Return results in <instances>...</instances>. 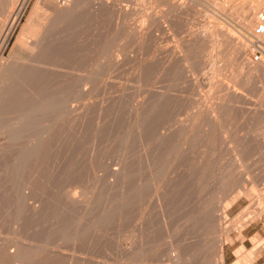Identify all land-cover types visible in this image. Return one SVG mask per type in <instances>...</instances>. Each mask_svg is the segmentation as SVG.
Segmentation results:
<instances>
[{
	"label": "rangeland",
	"instance_id": "rangeland-1",
	"mask_svg": "<svg viewBox=\"0 0 264 264\" xmlns=\"http://www.w3.org/2000/svg\"><path fill=\"white\" fill-rule=\"evenodd\" d=\"M39 1L18 17L21 0H0V34L16 23L0 58L38 70L27 86V76L14 77L1 117L15 121L32 91L57 97L26 131L18 124L9 136L0 126V240L28 241L53 254L49 264H171L175 249L181 264H215L219 242L224 264L248 260L252 239H264V76L230 83L244 60L234 55L231 68L222 56L244 32L246 0H171L181 7L171 18L175 4L164 0H73L82 21H38L56 38L51 55L8 57L22 26L43 15ZM222 29L234 32L228 44ZM215 80L217 112L197 117ZM252 259L264 264V247Z\"/></svg>",
	"mask_w": 264,
	"mask_h": 264
},
{
	"label": "bare ground",
	"instance_id": "bare-ground-1",
	"mask_svg": "<svg viewBox=\"0 0 264 264\" xmlns=\"http://www.w3.org/2000/svg\"><path fill=\"white\" fill-rule=\"evenodd\" d=\"M6 2H4V6H9V4L11 5L13 2V0H5ZM155 1V0H154ZM171 0H164V1H162L163 3H165L166 5H169L170 7H172L173 6V4H175V3H173V2H170ZM186 1V0H185ZM205 2H206V0H204ZM208 1H210V0H208ZM218 2H221L222 0H217ZM240 1H242V2H244L243 0H240ZM30 2V0H21V2H19L20 3V5H21V9L19 10V13H18V17H21L22 16V14H23V12L25 11V9H26V6L27 5H29L28 3ZM40 2V1H39ZM161 2V3H162ZM184 2V1H183ZM188 2V3H187ZM186 2V4L187 5H190V7L191 6H194V5H192V3L191 2H193L194 4H198L197 3V1L196 0H188ZM215 2V1H214ZM41 4H42V6L44 7L43 9L40 7V9L41 10H44V13H43V15L41 16V18H38L37 20H32V21H36V23H34V24H30V22L32 23V21H30L29 22V19H28V21H27V23H29V24H24V26H22V28H21V30H20V32L18 33V36H17V38H16V40H15V42H14V44L12 45V47H11V49H10V52H9V55H8V57H24V56H28V57H31V59H32V57L34 58V57H39V55H40V57H41V59L43 58V57H45L46 58V56L47 55H49V53H50V55H51V52L52 51H55V50H52V48H49L48 49V45L50 46V45H52V43H53V41H51V39L52 40H54V35L53 36H51V37H48L49 36V31L51 32V30H49L48 29V31H46V32H48L47 34L48 35H46V34H42L41 32H42V29H44V25L46 24H44L43 23V27H40L41 26V24H40V26H39V24H38V21L39 22H53V23H58V22H60V21H64L65 19H68V21H69V18H72V21H74V18L75 17H72V15L76 12L75 10H76V5L78 6L79 5V3L78 4H73V0H43L42 2H40ZM39 3V4H40ZM94 3V2H93ZM97 3V2H96ZM162 3V4H163ZM238 3V5H239V2H237ZM263 4L264 3V0H246L245 1V3H244V5H245V11H244V13L242 14V15H240L241 16V18H240V22L242 23V26H243V28H244V32H241L240 33V37L238 38V37H236L237 35H239V34H237V35H233L232 36V33H234V32H230V30L229 29H227V33H228V31L230 32V33H228L227 35H226V32L225 31H223V29H222V31H223V33H221L222 34V36H223V38H225V36L227 37V39H230V38H232L233 37V39L235 40V42L233 43V44H230V46L228 47V49L225 51L224 50V55H222V56H224L223 57V59L225 60V61H227L228 63H229V65H230V67L233 65V58H235V57H233L234 55H236V56H240L244 61H243V63L241 64V67L239 68V71L234 75V76H231L230 77V79L229 80H233V82L231 81L230 83H234V82H237V83H239V81H241V79H242V77H244V76H246V77H249V76H251V75H253V74H256V73H262L263 74V76H264V50L261 52V54L259 55L260 56V58H261V60H253V59H250V58H247V56H248V53H247V51L249 50V48L250 47H252V42H251V38L249 37V32H250V30H251V27H252V24H253V22H254V16H255V11L257 10V5L258 4ZM40 4V5H41ZM106 4V3H105ZM177 4V3H176ZM176 4H175V6H176ZM91 5H95V4H91ZM90 5V6H91ZM218 5V4H217ZM243 5V6H244ZM105 6V5H104ZM175 6H173L172 7V9H170L169 11H168V13H167V11H166V13L165 14H167L166 16H168L169 15V17H170V15H171V10H176L177 8H178V4H177V6L175 7ZM179 6H180V4H179ZM184 6H185V4H184ZM214 9H216V7H214L213 5H211ZM241 6H242V4H241ZM242 6V7H243ZM10 7V6H9ZM96 7H97V5H96ZM95 7V8H96ZM189 7V6H188ZM195 7V6H194ZM36 8V7H35ZM78 8V7H77ZM92 8V7H91ZM179 8H181V7H179ZM178 8V9H179ZM187 8V7H186ZM38 9V8H37ZM93 9H94V7H93ZM97 9V8H96ZM96 9H94L95 11H96ZM189 9V8H188ZM188 9H185L186 11L188 10ZM7 10H8V8H7ZM181 10V9H180ZM208 10V9H207ZM101 11V10H100ZM178 11V10H177ZM201 11V10H200ZM215 11V10H214ZM243 11V10H242ZM7 12V11H6ZM36 12L38 13V11L36 10ZM92 12H93V10H92ZM125 14H127V11L126 10H124L123 11ZM173 12V11H172ZM203 12V11H202ZM230 12H232V11H230ZM8 13V12H7ZM6 13V14H7ZM233 13V12H232ZM34 14H36V13H34ZM100 14V13H99ZM75 15V14H74ZM80 16V13L79 14H77V16ZM71 16V17H70ZM76 16V15H75ZM77 16H76V21H78V18H77ZM97 16V15H96ZM174 16V15H173ZM32 17V16H31ZM34 18V17H33ZM171 18V17H170ZM20 19V18H19ZM1 20V19H0ZM30 20H31V18H30ZM81 19L79 18V21H80ZM1 21H4V20H1ZM67 21V20H66ZM72 21H70V23H72ZM78 21V22H79ZM82 21V20H81ZM16 22V21H15ZM41 22V23H42ZM75 22V21H74ZM164 22V21H163ZM36 24V25H35ZM37 24H38V26H37ZM73 24V23H72ZM47 25V24H46ZM51 25H53L54 26V24H50V27H53V26H51ZM127 25V24H126ZM47 26H49V24L47 25ZM78 26H80V25H78ZM49 27V28H50ZM81 27V26H80ZM46 28V27H45ZM134 28V27H133ZM55 29H56V26H55ZM74 29V28H73ZM75 29H76V27H75ZM130 29H131V27H130ZM221 29V28H220ZM225 29V28H224ZM15 30H16V23H12V24H9V25H7V26H5L2 30H1V34H0V37H1V41H0V57L2 56L3 57V52L6 50V48L8 47V44H9V41H10V39H11V36L15 33ZM78 30V29H77ZM128 30V29H127ZM45 30H43V32H44ZM73 31V30H72ZM71 32V31H70ZM169 32V31H168ZM127 33V32H126ZM130 33V32H129ZM239 33V32H238ZM67 34V33H66ZM71 34V35H70ZM69 35H70V37L71 36H73L74 34H73V32L72 33H70ZM73 34V35H72ZM231 34V35H230ZM51 35V34H50ZM140 35V34H139ZM36 36V40H35V38H33V40H35L34 42L32 41L31 42V38L32 37H35ZM46 36H47V38H46ZM171 36V35H170ZM210 36V35H209ZM212 36V35H211ZM53 37V38H52ZM67 37V36H66ZM77 37V36H76ZM76 37H72V39L71 40H74V39H76ZM142 37V36H141ZM44 38H46V39H44ZM49 38H51V39H49ZM43 39L44 40H47V39H49L50 40V44H45V43H43L42 41H43ZM113 39V38H112ZM145 39V38H144ZM226 38H225V41L227 40ZM28 40H29V47L28 48H24L25 47V44H28L27 42H28ZM49 40H47L46 42H49ZM55 40H56V38H55ZM55 40H54V44H56L55 43ZM59 40V39H58ZM104 40V39H103ZM259 40H260V42H261V44H263V47H264V35L261 37V38H259ZM76 41V40H75ZM102 41V40H101ZM229 41V40H228ZM231 41V40H230ZM42 42V43H41ZM52 42V43H51ZM72 42V41H71ZM227 42V41H226ZM233 42V41H232ZM232 42H230V43H232ZM167 43V42H166ZM229 42H227V44H228ZM59 44V43H58ZM108 44V43H107ZM74 45V44H73ZM105 45V44H104ZM113 45V44H112ZM153 45V44H152ZM55 46V45H54ZM102 46H103V44H102ZM101 46V47H102ZM110 46V45H109ZM51 47H53V45L51 46ZM56 47V46H55ZM74 47V46H73ZM72 47V48H73ZM170 47V46H169ZM168 47V48H169ZM167 48V49H168ZM175 48V47H174ZM52 50L51 52H49L48 50ZM108 49V48H107ZM151 49V48H150ZM180 49V48H179ZM100 50V49H99ZM102 50H103V48H102ZM173 50V49H172ZM115 51H117V49H115ZM115 51L114 52H111V53H113L114 54V56H116L115 55ZM126 51H128V50H126ZM125 51V52H126ZM151 51V50H150ZM170 51V50H169ZM212 51V50H211ZM49 52V53H48ZM124 52V53H125ZM53 53V52H52ZM173 53V52H172ZM219 53V52H218ZM217 53V54H218ZM249 53L250 54H253L252 53V48L250 49V51H249ZM42 54V55H41ZM45 54H47L46 56H43V55H45ZM73 54V53H72ZM158 54V53H157ZM249 54V55H250ZM107 55H109V54H107ZM57 56V55H56ZM172 56V55H171ZM170 56V57H171ZM212 56V55H211ZM215 56H216V54H215ZM49 57V56H48ZM108 57H112V56H108ZM214 57V56H213ZM249 57V56H248ZM22 59V58H21ZM27 59V58H26ZM31 59H29L28 58V61L29 60H31ZM36 59V58H35ZM34 59V60H35ZM40 59V58H39ZM189 59V58H188ZM12 60V59H11ZM38 60V59H37ZM212 60H214V58L212 59ZM219 60V59H218ZM222 60V59H221ZM235 60H237V58L235 59ZM20 62H21V60H19ZM32 61V60H31ZM31 61H30V64H33V66H35L36 64L35 63H31ZM167 61V60H166ZM215 61V60H214ZM213 61V62H214ZM217 61V60H216ZM26 62V61H25ZM34 62V61H33ZM36 62H38V61H36ZM227 62H225V63H227ZM19 63V62H18ZM18 63L17 62H15V60H12V61H10V60H6V59H1L0 58V126H2V127H5V129H4V131L6 130L7 131V133H8V135L9 136H14V134L16 133V126L18 125V124H22V125H24V128H25V131H26V129H28V127L30 126V124H31V121H32V119L33 118H35L36 116H38V115H40L41 113H47V111L48 110H50L51 109V107H52V105L56 102V100H57V97H55V95H51V94H48L47 93V95L48 96H46V94H44V95H42V97L41 98H38V100H36V94H34V93H36V92H34L33 94H34V96H35V100L34 101H31V97H32V92L31 91H29V92H31V94L30 95H28L29 97H28V99H24L25 97H23V99H24V101H26L25 103H24V105H25V109H24V111H22V113L17 117V119L15 120V121H12V120H9V119H4L3 117H1L2 116V114H3V109L2 108H4V104H5V106H6V102H7V104H8V99H9V93H10V88L11 87H16L15 85H14V83L15 82H18L19 81V77H26V79L25 80H27V82L25 81V85H26V83H27V85H29V83H28V79H29V77L31 76H34V75H37V74H34L35 72H37L36 70H33V72H31V67L27 64V66H26V64H25V66L22 64V65H18ZM27 63V62H26ZM39 63V62H38ZM235 63V62H234ZM20 64V63H19ZM35 64V65H34ZM214 64H215V62H214ZM227 65V64H226ZM36 67V66H35ZM33 68V67H32ZM37 69H39L38 67H36ZM36 68H34V69H36ZM232 68V67H231ZM213 69V68H212ZM35 71V72H34ZM31 72V73H30ZM38 73V72H37ZM179 73V72H178ZM30 74H33V75H30ZM244 74V75H243ZM17 75V77L19 78L18 80H16L15 78H17V77H15ZM178 75V74H177ZM181 75V74H180ZM184 75V74H183ZM15 77V78H14ZM31 77H30V79H31ZM36 77H38V75L37 76H34V78H32V79H36ZM172 77V76H171ZM218 77H220V76H218ZM223 77V76H222ZM246 77H244L243 79V82L246 84V82H248V80H246L247 78ZM24 78H23V80H24ZM216 78H217V76H216ZM232 78V79H231ZM250 78V77H249ZM29 79V80H30ZM31 79V80H32ZM215 79V78H214ZM220 79H221V77H220ZM223 79V78H222ZM16 80V81H15ZM21 80V79H20ZM174 80V79H173ZM250 80V79H249ZM22 81V80H21ZM33 81V80H32ZM215 81H217V82H215ZM215 81H213V82H215L214 83V85H213V89L214 90H211V91H209V92H207V93H209L210 95L208 96V97H206V98H204V99H202L203 101L202 102H204V105H203V107H201L200 108V110H198V112H197V117L198 116H200V115H202V114H211L212 116L214 115L213 113L214 112H217L216 110H215V106L211 103V102H215L216 101V98H214L212 95H211V92L213 93V91L215 92V90L217 89V88H219V87H221L222 85H223V82L221 81V80H215ZM228 81V80H227ZM30 82V81H29ZM33 82H35V80L33 81ZM226 82V81H225ZM229 82V81H228ZM21 83V82H20ZM22 83H24V81H22ZM32 83V82H31ZM30 83V84H31ZM243 83V84H244ZM16 84V83H15ZM36 84V83H35ZM35 84H32V85H35ZM236 84V83H235ZM14 85V86H13ZM24 85V84H23ZM26 85V86H27ZM227 85H229V84H227ZM11 86V87H10ZM233 85H231L229 88L230 89H232L233 87H232ZM236 86V85H235ZM10 87V88H9ZM18 87V86H17ZM8 88H9V90H8ZM28 87H27V91H26V93H28ZM32 89H34L33 87H32ZM32 89H30V90H32ZM211 89H212V87H211ZM221 89V88H220ZM235 89V88H234ZM21 90V89H20ZM24 91L26 90V89H23ZM219 90V89H218ZM233 90V89H232ZM16 91H18L17 89H16ZM22 91V90H21ZM20 91V92H21ZM14 92V94H15V91L13 90L12 91V93ZM23 92V91H22ZM228 92H230L229 90H228ZM227 92V93H228ZM11 93V96L13 95ZM17 94H18V92H16ZM26 93H22V94H24V95H26ZM17 94H15V96L17 95ZM14 96V97H15ZM34 96H33V99H34ZM38 96H40V95H38ZM37 96V97H38ZM222 96V95H221ZM13 97V96H12ZM13 97V99L11 100V101H13V100H15L16 98H14ZM217 97H220L219 95L217 96ZM260 99L262 100V101H264V97H263V92L261 93V95H260ZM26 98H27V96H26ZM224 98V97H223ZM32 99V100H33ZM221 99V98H220ZM219 98H218V100L217 101H219L220 100ZM10 100V99H9ZM28 100H30L29 102H28ZM222 101H225V100H223V99H221ZM11 101H9V102H11ZM207 101H209V103H211V104H209V103H207V104H205ZM229 101V100H228ZM166 106V105H165ZM212 112V113H211ZM219 112V111H218ZM223 113V112H222ZM206 114V115H207ZM220 115V114H219ZM196 116V115H195ZM194 116V117H195ZM215 116V115H214ZM197 117H196V119H197ZM222 117V116H221ZM214 118V117H213ZM226 121V120H225ZM218 122H219V120H218ZM212 123V122H211ZM196 124V123H195ZM215 125H217V124H215ZM214 125V126H215ZM219 125H220V123H219ZM223 125V124H222ZM142 126V125H141ZM2 127L0 128V129H2ZM217 127V126H216ZM23 128V129H24ZM22 129V130H23ZM219 129V128H218ZM22 130H20V131H22ZM184 130H186V129H184ZM223 130V129H222ZM5 131V132H6ZM142 131V130H141ZM189 131V130H188ZM140 133V132H139ZM188 133V132H187ZM224 135V134H223ZM203 137V136H202ZM213 137V136H212ZM20 138V137H19ZM44 141V144L43 143H40L39 145H40V147H43V146H41L42 144L45 146V140H43ZM42 141V142H43ZM5 143H6V141H4ZM3 143V142H2ZM10 143V142H9ZM13 144H14V142H13ZM27 144V143H26ZM5 145H7V144H4V146ZM38 145V144H37ZM1 146H3V144L1 145ZM1 148V147H0ZM31 148V147H30ZM44 148V147H43ZM2 149H4V148H2ZM38 149V148H37ZM36 149V150H37ZM42 149V148H41ZM41 149L39 148L38 149V151H36L35 149V151L36 152H38V153H40L41 152ZM240 149V148H239ZM34 150H32V151H34ZM39 150H40V152H39ZM242 150V149H241ZM27 151H29V149L27 150ZM7 152V151H6ZM5 152V153H6ZM16 152V151H15ZM17 152H18V150H17ZM30 152V151H29ZM43 152V151H42ZM0 153H1V151H0ZM24 153H26V152H24ZM23 153V157H24V155L26 156V157H28L26 154H24ZM31 154H32V152H30ZM243 153V152H242ZM33 154H35V153H33ZM1 155V154H0ZM4 155V154H3ZM2 155V156H3ZM18 155V154H17ZM29 155V157L31 156L30 154H28ZM19 156H20V154H19ZM18 156V157H19ZM37 156H38V154H37ZM4 157V156H3ZM22 157V159H23V161H24V158ZM33 157H35L34 155H33ZM32 156H31V158L32 159H34ZM30 158V159H31ZM238 154H236V159H237V161H238ZM241 158V157H240ZM242 158H243V156H242ZM27 159H29V158H27ZM240 162V161H239ZM239 166H241L240 164H239ZM122 173V172H121ZM120 174V173H119ZM125 176V175H124ZM119 178H120V176H118ZM118 178V179H119ZM123 178V177H122ZM123 179H124V181H123ZM120 182H125V178H123ZM0 180H1V176H0ZM117 186H118V184H119V181L117 180ZM122 183V184H123ZM121 185V184H120ZM124 185V184H123ZM126 185V184H125ZM254 185V184H253ZM122 186H120V188H121ZM119 188V187H118ZM241 188H242V186H241ZM251 188V187H250ZM242 189H245V188H242ZM238 191H240L241 189H237ZM121 191V190H120ZM245 191V190H244ZM241 192V191H240ZM240 192H238L239 194H240ZM248 192V191H247ZM253 192V191H252ZM232 193H234V192H232ZM121 194V193H120ZM236 193H234V195H235ZM239 194H237V195H239ZM250 194V193H249ZM233 195V199H236L235 197H236V195L234 196ZM258 195H260V198H258L259 199V201H257L258 202V210H259V214H260V216H261V213L264 211V190H262L261 191V194H258ZM120 196V195H119ZM230 197V196H229ZM239 197H240V195H239ZM256 198V197H255ZM123 199V198H122ZM231 199V198H230ZM256 201V200H255ZM121 202V201H120ZM231 202V201H230ZM124 203H125V201H124ZM118 207V206H117ZM123 209V208H122ZM122 212V211H121ZM258 213V212H257ZM121 216V215H120ZM257 216H258V214H257ZM250 220V219H249ZM26 223V222H25ZM25 223H23V224H25ZM246 225V224H245ZM245 225H242V226H245ZM20 226V225H19ZM24 227H25V225H23ZM1 231V230H0ZM225 232H226V230H225ZM224 232V233H225ZM229 232V231H228ZM3 238V237H2ZM25 239V238H24ZM225 239V238H224ZM259 239V238H258ZM258 239L255 237V239L253 238L252 239V242H253V248H251V251H249V255L247 254V256H248V260L246 259V261L244 260V262H238V264H249V261L252 259V256L254 255L255 256V254H257L258 253V251L261 249V248H263L264 247V239H259V241H258ZM18 241H19V243L17 242V241H13V240H5V241H3L2 239L0 240V264H7V263H9V264H20V262H22L23 264H43L44 262L46 263V258L47 259H50L46 264H49V262L52 260L51 258L53 257V258H55L54 256H53V254L51 255H49V256H46V255H43V257L41 256V253L43 252L42 250H39V248L40 247H38V246H33V244L31 245L30 244V242H28V241H25V240H20V239H17ZM226 241H229L230 243H231V240H232V238H231V236H229V233H226V239H225ZM27 242V243H26ZM251 242V243H252ZM29 243V244H28ZM214 246H216V244H214ZM41 249V248H40ZM216 253H214V255H215V262H214V260L213 259H211V257H210V259L215 263V264H224L223 263V257H224V250H223V245H222V243H218L217 244V246H216ZM171 253V252H170ZM43 254H44V252H43ZM46 254V253H45ZM59 254V253H58ZM169 254V253H168ZM237 254H238V252H237ZM55 255H57V254H55ZM241 255V254H240ZM46 256V257H45ZM247 256L245 255V257L247 258ZM183 258V257H182ZM181 252H178L176 249L175 250H172V254L170 255V259L168 260V261H170V263L171 264H181ZM207 258H209V257H207ZM254 258V257H253ZM240 259V258H239ZM242 259V258H241ZM241 259L239 260V261H241ZM69 260H71V259H69ZM210 260V261H211ZM253 261H254V259H252ZM252 260H251V262H252ZM52 261H54V260H52ZM182 261H183V259H182ZM206 261H207V259H206ZM248 261V262H247ZM237 262V261H236ZM51 263V262H50ZM184 263V262H183ZM211 263V262H210ZM52 264H54L53 262H52ZM123 264V263H122ZM165 264H168V263H165ZM209 264V263H208ZM213 264V263H212Z\"/></svg>",
	"mask_w": 264,
	"mask_h": 264
},
{
	"label": "built area",
	"instance_id": "built-area-1",
	"mask_svg": "<svg viewBox=\"0 0 264 264\" xmlns=\"http://www.w3.org/2000/svg\"><path fill=\"white\" fill-rule=\"evenodd\" d=\"M264 35V3L261 4L255 11L254 22L249 32V37L252 42L253 60H259L260 54L264 50L259 38Z\"/></svg>",
	"mask_w": 264,
	"mask_h": 264
}]
</instances>
